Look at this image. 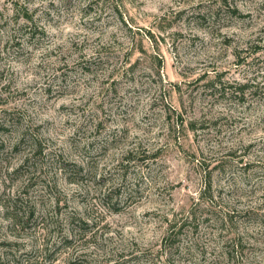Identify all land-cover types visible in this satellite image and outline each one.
Listing matches in <instances>:
<instances>
[{
	"label": "rangeland",
	"instance_id": "rangeland-1",
	"mask_svg": "<svg viewBox=\"0 0 264 264\" xmlns=\"http://www.w3.org/2000/svg\"><path fill=\"white\" fill-rule=\"evenodd\" d=\"M0 264H264V0H0Z\"/></svg>",
	"mask_w": 264,
	"mask_h": 264
}]
</instances>
